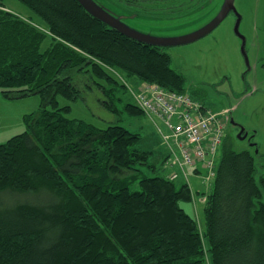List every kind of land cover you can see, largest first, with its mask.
Listing matches in <instances>:
<instances>
[{"label":"trees","instance_id":"1","mask_svg":"<svg viewBox=\"0 0 264 264\" xmlns=\"http://www.w3.org/2000/svg\"><path fill=\"white\" fill-rule=\"evenodd\" d=\"M5 1L0 93L39 94L43 101L26 116V131L0 142V264H264V171L259 151L253 153L258 145L237 151L225 138L210 191H195L190 180L176 184L180 175L140 177L139 165L156 166L152 152L137 147L139 133L69 118L70 106L58 102V95L78 99L73 74H89L104 106L116 111L122 87L109 67L190 93L165 46L122 34L79 0H20L45 27L6 9ZM118 1L134 11L155 7L145 4L149 0ZM46 38L50 43L42 50ZM124 109L149 115L135 95ZM197 195L205 199L202 226L182 206Z\"/></svg>","mask_w":264,"mask_h":264},{"label":"rangeland","instance_id":"2","mask_svg":"<svg viewBox=\"0 0 264 264\" xmlns=\"http://www.w3.org/2000/svg\"><path fill=\"white\" fill-rule=\"evenodd\" d=\"M94 1L105 12L127 26L154 38L187 37L199 32L216 17H223L220 24L206 35L188 43L166 46L165 50L172 57L171 66L187 77L188 91L202 100L219 117L222 118L224 112L226 117L224 137L235 150H251L255 145H251L248 139L238 137L239 129L231 124L230 112L236 122L244 125L254 135L253 141L258 145L257 150L260 153L256 155V161L259 170L263 172L264 0H234L233 3H229L228 0H194L195 2L191 3L193 5L183 7L177 6L176 0H165L163 5H155L149 0L145 4L155 6L152 13H149L148 7L137 11L131 10L118 0ZM5 6L6 9L31 18L45 27V22L39 15L22 1L6 0ZM49 43L50 38H46L42 50ZM109 68L117 72L115 78L122 87V91H118L114 101L117 110L112 111L104 106L103 102L106 98L89 74L74 73L73 81L81 91L80 97L70 100L63 95L57 96L60 106L69 105L71 108L67 116L84 120L99 128L120 124L139 133L141 139L137 147L151 151L150 162L156 166V171H153L151 167L139 165V170H142L140 177L152 176L156 172L171 176L174 172H179L181 177L176 180L178 186L187 179L190 180L195 191H210L213 176L208 174L207 167L202 162L196 164L200 169L197 172H202L196 175H193L196 173L193 168H188L189 170L184 174L177 164L169 165V159L164 165V158L166 156L169 158L172 153L169 143L163 138V134L168 132L165 124L160 120L155 122L145 113L130 114L124 109L125 102L134 103L132 90H137L144 82L127 76L120 69ZM119 98L122 100L120 101ZM42 101L39 94L7 98L0 93V142H5L14 135L26 131V116L36 112ZM225 138L216 153L211 156L215 172L221 159ZM257 152L256 149L253 150L254 154ZM201 175L202 178L199 177ZM137 188L138 184H133V189ZM204 204L205 199L201 195L195 196L192 204L182 203L187 212L196 215L201 226L205 221Z\"/></svg>","mask_w":264,"mask_h":264},{"label":"built area","instance_id":"3","mask_svg":"<svg viewBox=\"0 0 264 264\" xmlns=\"http://www.w3.org/2000/svg\"><path fill=\"white\" fill-rule=\"evenodd\" d=\"M132 93L155 122L160 120L167 127L168 132L163 134V138L172 149L169 165L177 164L186 174L188 167L202 162L208 174L214 178V161L211 156L216 153L224 138V113L221 118L190 94L170 91L155 83L144 82L143 86L132 90ZM178 177L179 172L171 175L172 179Z\"/></svg>","mask_w":264,"mask_h":264},{"label":"water","instance_id":"4","mask_svg":"<svg viewBox=\"0 0 264 264\" xmlns=\"http://www.w3.org/2000/svg\"><path fill=\"white\" fill-rule=\"evenodd\" d=\"M80 3L85 7V9L90 12L93 16L105 21L109 25L113 26L116 30L120 31L122 34H125L127 36L133 37L137 40L144 41V42H149L157 45H162V46H172L175 44H184L188 43L194 39H197L201 36L206 35L210 31H212L216 26H218L222 20V16L216 17V19L205 26L203 29H201L199 32L192 34L187 37H182V38H173V39H163V38H154L150 37L148 35H145L129 26L124 24L123 22L119 21L112 15L108 14L105 12L99 5L95 3L94 0H79ZM229 3H233L234 0H228ZM238 25L236 26V28ZM232 123H237L234 118L232 117L231 120ZM239 124V123H238ZM240 125V124H239ZM241 130L238 134V137L241 139H246L249 133V130L244 126L240 125ZM253 145V144H251ZM258 151V150H256Z\"/></svg>","mask_w":264,"mask_h":264},{"label":"flooded vegetation","instance_id":"5","mask_svg":"<svg viewBox=\"0 0 264 264\" xmlns=\"http://www.w3.org/2000/svg\"><path fill=\"white\" fill-rule=\"evenodd\" d=\"M194 0H176L175 2H176V5L177 6H179V7H183V6H185V5H193V4H191V3H194L193 2ZM212 1V0H211ZM133 3H131V5H132ZM174 3H172V5H173ZM157 5V4H156ZM158 5H163V4H158ZM133 7V6H132ZM174 9V8H173ZM181 9V8H180ZM263 65V64H262ZM229 120L231 121L232 120V115H231V112H230V115H229ZM231 124L233 125V126H235V127H237L238 129H239V132H240V130H241V127H240V125L238 124V122L237 123H232L231 122ZM253 138H254V135L253 134H251L250 132L248 133V136H247V138L246 139H248L249 140V142H250V144H253V145H256L255 144V142L253 141Z\"/></svg>","mask_w":264,"mask_h":264},{"label":"bare ground","instance_id":"6","mask_svg":"<svg viewBox=\"0 0 264 264\" xmlns=\"http://www.w3.org/2000/svg\"><path fill=\"white\" fill-rule=\"evenodd\" d=\"M165 159H166V158H165ZM165 159H164V160H165Z\"/></svg>","mask_w":264,"mask_h":264}]
</instances>
